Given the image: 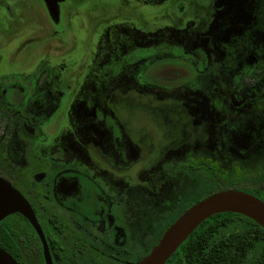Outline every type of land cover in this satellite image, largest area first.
<instances>
[{
    "label": "flooded vegetation",
    "instance_id": "obj_1",
    "mask_svg": "<svg viewBox=\"0 0 264 264\" xmlns=\"http://www.w3.org/2000/svg\"><path fill=\"white\" fill-rule=\"evenodd\" d=\"M66 1L54 14L44 0H32L31 8L24 0L28 22L13 12V0H0V176L37 220L20 212L0 220V248L15 264H139L168 222L215 193L222 174L243 159L264 162V138L257 145L252 138L263 126L264 97L239 90L256 73L247 68L253 58L264 68V11L258 0H125L129 8L109 19L88 7L62 9ZM77 17L86 20L89 54L83 62L79 45L71 56L77 69L50 75L46 69L59 67L51 45L73 33ZM19 21L24 29L14 30ZM119 36L146 55L119 78L99 75L92 64ZM25 45L32 62L10 68L7 61L20 59ZM170 45L180 54H169ZM146 99L182 104L201 135L159 150L150 138L130 136L118 105L149 111ZM109 114L129 137L115 134ZM255 191L264 195V185Z\"/></svg>",
    "mask_w": 264,
    "mask_h": 264
},
{
    "label": "rangeland",
    "instance_id": "obj_2",
    "mask_svg": "<svg viewBox=\"0 0 264 264\" xmlns=\"http://www.w3.org/2000/svg\"><path fill=\"white\" fill-rule=\"evenodd\" d=\"M233 1L236 3V6L240 4V0H233ZM31 2L32 0H27L28 6L30 8L32 5ZM23 4H25L24 0H13V7H12L13 12L19 13L21 15L20 17H22L23 19L25 17H28L26 18V20H28L29 22L30 15H23L22 12L20 11V10L24 11L26 9V7L23 6ZM258 4H259V11L261 10L264 11V0H258ZM65 5L67 6L70 5L71 7L75 6V8L77 9L78 8L86 9L87 7L90 9H95L94 12H96L97 15H103L105 12L109 17V19L116 18L115 12L119 9L120 6L124 5L125 7L126 6L128 7V5L125 3V0H84V1L67 0L64 4H62V9L63 7H65ZM178 10L181 9L178 8ZM82 19L83 18L81 17H79V19L78 17L76 18L73 33L67 32L66 35L62 36L64 42H62L61 45L59 44L51 45L49 53L52 56H54L53 59L58 61L59 67L57 66L56 68V66L55 67L53 66V68H50L49 70L46 69V72L49 73L50 75L55 74L59 76H65L66 74H68V71H70L71 69H77V65L73 63V61H75L74 60L75 58L73 57L71 58V56L72 54L74 55L75 52L77 53L79 45L83 43H84L83 47H81L82 49L81 52L83 53L81 60L82 61L86 60V56L89 54L88 52L90 50V44L92 41L87 34L86 28H84V26H81L86 21V20L84 21V19L82 21ZM99 19L92 21L89 25L94 26V24H96V22ZM30 20H33V18L31 17ZM258 22L262 27L261 16L258 17ZM14 25L16 26L14 30L24 29L20 21L19 24L17 25L14 24ZM235 26L236 24L235 25L232 24L231 28ZM29 27L31 28L32 26ZM29 27L28 30L30 29ZM34 28L37 27L35 26ZM39 30L40 29H38V31ZM75 36L81 41L80 43L77 42L78 46L76 45V43H73L74 38H76ZM68 43L70 44L73 43L72 45L73 49L71 48L70 44L68 45ZM127 43H129V41H127L126 39L120 36L119 38L116 37L112 39L107 45V48L105 49L104 53L102 55L100 54L99 56L100 58L97 57L99 58V60H97L92 64L93 69L95 70L98 69L99 75L105 74L112 79L123 76L126 73V70L128 69L129 66L136 63L138 59H142V57L146 55V53L140 52L142 48L138 50V53L137 52L134 53V50L126 45ZM47 46L48 44H46V47ZM24 47L25 48L23 49V52L20 53V59L18 60L12 59L10 60V62L7 61L8 66L9 67L11 66L10 68L12 69L16 68L18 65L19 68H21L20 65L23 62L24 63H27V61L28 63L32 62V60H30L31 59L30 57L34 56V54L32 53V49L30 48L29 45H25ZM43 47H45V45L41 46V49H43ZM168 48H171L172 50V51H168L169 54H175V55L180 54L179 53L180 50H177L175 45L172 46L170 45ZM86 52L87 54H85ZM26 59H29L30 61L29 60L26 61ZM59 60L61 61L60 63ZM260 60L254 58L252 59V61L249 64L250 66H247V68L248 69H251L253 67L257 68V70L254 71L256 73L254 75H251L246 80L242 79V82L244 81L243 84L246 83V85H242L239 88V90L242 91L245 90V86H246L247 93H249V95L252 97L254 96L258 97L259 100H261L264 97L263 95L264 68L262 66V61ZM62 79L64 78L62 77ZM112 82L113 81H110L109 85H111ZM61 85L62 83H60V86ZM180 100H182V102L185 104L190 103V101L184 98V96L182 95ZM143 101L150 107L149 111L140 109V107H135L131 104H124L120 106L117 104L116 100L110 103V105L114 107L118 105V107L123 108V113L121 114L120 119L122 122L129 124V129H127V131L129 132L130 136H134V138L140 140V142H142L141 139L150 138L149 141L154 145H156L158 147V150L163 149L165 147H168L169 149L171 146H180L181 144L183 145L187 140L192 138L191 135L192 132L195 138L197 137V133L199 136L201 135V133L198 132V128L195 131H193V126H191L190 119H188L187 114L184 112L182 104L179 105L177 108H174L168 106V104L171 103L168 100L165 101L159 99L158 100L146 99ZM263 113L260 116L264 117ZM59 116H61L60 113L58 117ZM133 122L135 124L134 128H133ZM106 123L109 125L110 124L113 125V128L115 129L114 130L115 134H121L122 136L124 135L125 137L128 136L119 119L118 120L116 119V116H112V114H109L106 117ZM261 123H263V126L260 125L257 126V128L259 129H257V132L252 137L253 140L256 141V145L259 143L261 139L264 138V118L261 121ZM137 137L141 139H138ZM255 155L259 156L261 155V152H257V153L254 152L253 156ZM249 164H250V160L243 159L238 162L237 169H234L232 173H228L225 176L224 174H222L223 178L216 182L215 184L216 186L213 189L215 193L225 189H237L246 192L249 191V193L250 192L256 193L255 190H257L260 186L264 185V162L261 157H254L251 166ZM252 169L254 173L252 172ZM170 174L174 175L173 172H170ZM175 179L176 178L174 177L168 178V187L173 188L172 184L169 183V181L173 182ZM192 182L193 181L191 179L186 181L185 183L186 189H189ZM199 182L200 180L196 179V185ZM262 197H264V195H262ZM156 229L158 230V227H156Z\"/></svg>",
    "mask_w": 264,
    "mask_h": 264
},
{
    "label": "water",
    "instance_id": "obj_3",
    "mask_svg": "<svg viewBox=\"0 0 264 264\" xmlns=\"http://www.w3.org/2000/svg\"><path fill=\"white\" fill-rule=\"evenodd\" d=\"M64 0H44L52 13L58 14ZM20 212L37 222L35 213L24 195L9 181L0 176V220ZM222 212L247 216L264 228V200L252 193L225 189L192 205L168 226L161 240L144 256L139 264H166L189 236L209 217ZM0 264H15L10 255L0 248Z\"/></svg>",
    "mask_w": 264,
    "mask_h": 264
},
{
    "label": "trees",
    "instance_id": "obj_4",
    "mask_svg": "<svg viewBox=\"0 0 264 264\" xmlns=\"http://www.w3.org/2000/svg\"><path fill=\"white\" fill-rule=\"evenodd\" d=\"M166 264H264V228L239 213H217L200 224Z\"/></svg>",
    "mask_w": 264,
    "mask_h": 264
}]
</instances>
